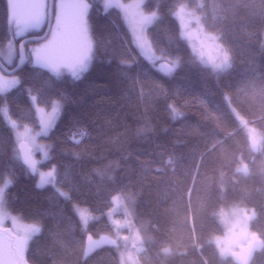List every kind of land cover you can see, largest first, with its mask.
I'll return each instance as SVG.
<instances>
[{"label": "trees", "instance_id": "16d2710c", "mask_svg": "<svg viewBox=\"0 0 264 264\" xmlns=\"http://www.w3.org/2000/svg\"><path fill=\"white\" fill-rule=\"evenodd\" d=\"M88 2L94 55L80 79L34 66L28 48L33 41L25 43V62L15 72L39 94L40 105L49 108L56 99L63 104L42 135L48 156L38 163L57 166L56 183L35 187V175L18 159L13 130L0 115V182L5 174L14 180L4 206L41 227L28 240L27 261L119 264L117 249L128 243L118 238L84 253L88 234L114 233L109 210L119 194L141 235V264H237L229 253L221 257L211 241L223 231L220 210L232 205L253 210L249 227L263 244L248 264H264V0H144L145 9L156 11L147 26L155 53L180 59L172 73L139 52L117 7ZM179 3L195 8L217 35L229 56L226 67L213 71L192 54L173 15ZM7 11V0H0V45L10 36ZM22 38L15 37L17 50ZM125 67L136 83L124 78ZM3 106L18 124L38 126L23 85L0 93ZM251 130L262 138L257 152L250 147ZM56 188L69 191L71 203ZM73 204L92 213L86 226Z\"/></svg>", "mask_w": 264, "mask_h": 264}, {"label": "snow or ice", "instance_id": "6c2138e0", "mask_svg": "<svg viewBox=\"0 0 264 264\" xmlns=\"http://www.w3.org/2000/svg\"><path fill=\"white\" fill-rule=\"evenodd\" d=\"M112 6L108 0H104L103 7L105 9ZM89 7L88 0H25V2L8 0L7 25L15 29L13 33L15 37L22 38L25 33H29L32 29H42V26L47 23L49 26L48 32L35 41L36 46L31 50L32 64L38 68L46 69L57 77L62 72L67 71L73 79L78 80L89 70L94 55L93 43L90 37V25L87 18ZM115 7L126 12L128 5L117 3ZM136 7L139 8L140 4H137ZM186 12L185 6L181 4L174 13L181 24V38L187 40L192 54L200 64L210 67L213 71L218 70L222 64L223 46L220 44L218 37L206 29L201 17L196 15L195 12H187V16L193 25L189 27L185 19ZM155 15V13L151 15H143L141 13V32L144 26L152 23ZM137 41L138 46L143 49L145 45L143 37H137ZM15 43L13 40L8 41L9 61L12 59ZM19 48L20 62L23 64L25 45L22 39L19 42ZM149 52H151V49H149ZM169 56V53L161 52L159 57L147 56L146 58L152 62L153 67L159 61H165L160 67L166 69V73H172L179 68L180 59H169ZM226 59L224 62H226ZM124 63L122 61V64ZM131 71L132 68L125 67L124 78L128 79L130 83H136L131 78ZM18 85L25 87L30 101L33 102V111L36 114L43 113L44 109L39 106V94L33 92L32 86L24 85L23 77L18 72L9 73L3 66H0V93ZM50 104L52 111L48 114L47 121L44 119L40 120L41 129L44 134H47V130L54 126L63 107L60 100H51ZM170 108L174 115H179L174 107L170 106ZM0 115L6 118L12 129L17 128V123L12 119L7 106L0 108ZM39 134L37 133V135ZM81 135L84 134L81 133ZM17 137L19 138V134H17ZM76 143L78 144L79 141H76ZM14 152L18 154V159L27 166L31 174H37V161L32 157V150L26 148L22 140L15 146ZM38 176L39 179L35 184L37 189H43L46 185H53L58 179L57 166L53 165L47 172H38ZM13 183L14 180L10 174H5L2 182H0V264H27L25 251L28 240L33 233H40L41 227L38 224H20L16 217H10L4 211V203L8 198V193ZM54 190L58 196L71 203L72 196L69 191H64L60 188ZM111 200L113 205L123 206L124 202L119 194L113 195ZM72 209L74 213L79 215L80 222L87 225L89 217L79 211V206L73 204ZM125 215H128L127 210L125 211ZM6 218L11 219V229L4 227ZM114 224L117 229L130 226L128 219H125L123 223L116 220ZM88 241L90 242L88 248H94L102 243L112 245L117 243L116 240L106 237H101L99 241H94L91 235L88 236ZM85 255H87V250ZM121 264H123V260H121Z\"/></svg>", "mask_w": 264, "mask_h": 264}, {"label": "rangeland", "instance_id": "374dc122", "mask_svg": "<svg viewBox=\"0 0 264 264\" xmlns=\"http://www.w3.org/2000/svg\"><path fill=\"white\" fill-rule=\"evenodd\" d=\"M100 1L102 4V7H103L104 0H100ZM18 2H25V0H18ZM108 2L110 4H112L113 6H115L117 3L128 5L126 12L121 10L118 7L117 8L122 13L124 23L127 26L128 30L131 34L132 42L134 43L136 48L139 50V52L145 58L147 56L159 57L157 55V53H155V51L152 47V44H151V40H150L148 33H147V26L149 24L143 27L142 32L140 30L141 13L143 15H151L152 13L156 14L155 9H152V10L145 9L143 6L144 0H142V2H141V0H108ZM7 3H8V0H7ZM137 4H140L139 8L136 7ZM181 4L185 6L187 12H195L196 15L201 17V15L196 11L195 8L189 7L186 3H179L177 6H175V8L173 9V15H174L177 7ZM187 12L185 14V19L188 22L189 27H192L193 25L191 23L190 18L187 16ZM176 19L179 21V19L177 17H176ZM53 23H54V21H53ZM179 23H180V21H179ZM180 28H181V24H180ZM9 30H10V36H9L8 40L5 42L4 45H0V58L6 64H13L15 62V59H16L17 45L15 43V48H14V52L12 54V59H11V61H9V59H8V56H9L8 41L9 40L15 41V36L13 35V31H15V29L9 27ZM211 33H213V32H211ZM213 34L216 35L215 33H213ZM137 37H143V39L145 41V45H144L143 49H141L138 46ZM35 46H36L35 42L30 43L28 45L30 56H31V50ZM149 49H151V52H149ZM223 53H226L227 59H226V62H224L225 58H223L221 56L222 64H221V67L219 69H223V67H226L229 64V56H228L224 46H223ZM62 73H66V74L70 75L67 71H64ZM32 105H33V102H32ZM39 106L41 108H43L44 111H43V113H40V114L35 113V115L37 117L38 126L35 127L33 125H30V124H18L16 122L17 128L12 129L16 143H18L21 140H25L31 146L32 153L35 156V158L37 159L38 163L41 161H44L48 156V143L46 140H44L42 138V135H45V134L43 133V131L41 129L40 120L44 119L45 121H47L48 114L51 113V111H52L51 106L49 108H46L40 104H39ZM3 107H5V106H3ZM50 129L51 128H49L47 130V132ZM37 133H40V134L37 135ZM250 133L255 137V139L258 142V147L260 148L261 139H262L261 136L258 134V132L256 130H251ZM17 134H19V138L17 137ZM51 168H52V166H49L46 168H41L38 166L37 170H38V172H40V171L47 172ZM38 172H37V174H35L36 182L39 179ZM61 190H63V189H61ZM78 206H79L80 212H83L86 216L89 217V219L92 217V213L86 207L81 206V205H78ZM110 210L109 211L111 213L109 214V219H110L111 223L114 225V233L111 235V237L114 239H117V238L121 239L126 244L128 243L126 245V247H128L126 250L117 249L119 264H121V260H123V264H141L137 258V255H136V252H138L142 247V244L140 243L141 235L137 231V229H135V226L133 224L132 216L129 212V209L127 208L126 204L123 203V206L114 205V207H111ZM126 210L128 213L127 216L125 215ZM4 211L7 212L10 217H13V216L16 217L20 224H23V225L34 224V223L24 222L17 215L9 212L5 208V206H4ZM114 213H117L118 217H116L114 215ZM252 213H253V210L251 208L244 207L241 205H232V206L224 207L220 210L219 218H220V221H221L222 226H223V231L220 234L214 235L212 237L211 241L215 245L216 250L221 257L228 255V253L231 250H234L237 246L243 245L250 240L252 233H251V230L249 227V221H250V218L252 216ZM89 219H88V221H89ZM125 219H128L130 226L117 229L115 224H114V221L119 220V221H121V223H123ZM4 225H8V227L11 229L12 228L11 219L6 218Z\"/></svg>", "mask_w": 264, "mask_h": 264}, {"label": "water", "instance_id": "95a60500", "mask_svg": "<svg viewBox=\"0 0 264 264\" xmlns=\"http://www.w3.org/2000/svg\"><path fill=\"white\" fill-rule=\"evenodd\" d=\"M48 27L49 26L46 23V27H45L44 31L41 34H39V35L27 36V37L23 36L22 41H23L24 45L28 41L35 42L38 38L42 37L45 33L48 32ZM23 55H24V62H25V59H26L25 50L23 52ZM163 63H165V61H159L157 63V67H158V69L161 72L166 73V69H162L160 67V65L163 64ZM22 65L23 64H21V62H20V48H19V44H18V50H17V58H16L15 64L13 66L10 67V66L6 65L0 59V66H3V68L9 73H15ZM22 141L26 145V148H30L32 150L31 146L25 140H22ZM19 143H20V141L17 143V145ZM249 143H250V147L253 150V152H257V150H258V142H257V140L255 139V137L253 135L249 136ZM32 157H33V159H35L37 161V159L35 158L33 153H32ZM37 166H38V161H37ZM29 173H30V171H29ZM5 228H9V227H5ZM89 235H91V234H88L86 239H85L84 253L87 250V254H90L91 252H93L94 250L100 248L103 245H112V244H108V243H102V244H99L98 246H96L94 248H88V245L90 243L88 241V236ZM91 236H92V239L94 241H99L101 239V237H106L108 239L114 240L113 238H111V237H109L107 235H104V234L96 236V237L93 236V235H91ZM262 244H263L262 239L260 238V236L257 233L254 232V233L251 234L250 240L247 243H245L243 245H239L234 250H231L229 252V256H231L237 264H248L250 262L252 256H253L254 252L258 251L262 247ZM25 260L27 261L26 255H25ZM27 264H30V263L27 261Z\"/></svg>", "mask_w": 264, "mask_h": 264}, {"label": "clouds", "instance_id": "9594fccd", "mask_svg": "<svg viewBox=\"0 0 264 264\" xmlns=\"http://www.w3.org/2000/svg\"><path fill=\"white\" fill-rule=\"evenodd\" d=\"M222 57L223 58H226V53H222Z\"/></svg>", "mask_w": 264, "mask_h": 264}, {"label": "flooded vegetation", "instance_id": "af4514ba", "mask_svg": "<svg viewBox=\"0 0 264 264\" xmlns=\"http://www.w3.org/2000/svg\"><path fill=\"white\" fill-rule=\"evenodd\" d=\"M4 227H8V225H4Z\"/></svg>", "mask_w": 264, "mask_h": 264}]
</instances>
